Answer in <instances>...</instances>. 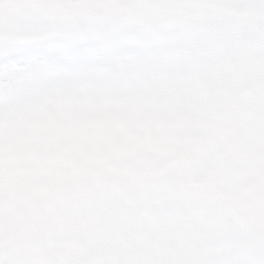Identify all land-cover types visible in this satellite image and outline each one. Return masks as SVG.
Here are the masks:
<instances>
[{"label": "snow or ice", "instance_id": "obj_1", "mask_svg": "<svg viewBox=\"0 0 264 264\" xmlns=\"http://www.w3.org/2000/svg\"><path fill=\"white\" fill-rule=\"evenodd\" d=\"M0 264H264V0H0Z\"/></svg>", "mask_w": 264, "mask_h": 264}]
</instances>
